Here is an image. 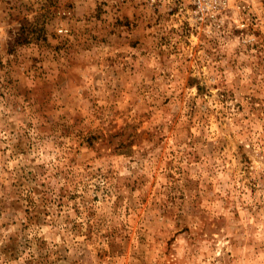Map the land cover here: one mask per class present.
I'll use <instances>...</instances> for the list:
<instances>
[{
	"label": "rangeland",
	"instance_id": "obj_1",
	"mask_svg": "<svg viewBox=\"0 0 264 264\" xmlns=\"http://www.w3.org/2000/svg\"><path fill=\"white\" fill-rule=\"evenodd\" d=\"M136 3L0 0V239L23 264H264V25L192 0L153 29Z\"/></svg>",
	"mask_w": 264,
	"mask_h": 264
},
{
	"label": "clouds",
	"instance_id": "obj_2",
	"mask_svg": "<svg viewBox=\"0 0 264 264\" xmlns=\"http://www.w3.org/2000/svg\"><path fill=\"white\" fill-rule=\"evenodd\" d=\"M125 0H109V6L113 7V11L119 10L124 5ZM130 2V0H129ZM192 0H185L181 3V0H137L136 7H139L141 13L144 15L143 24L145 26L152 25L153 29L157 28V22L161 21V17L167 18L170 13L174 10L179 9L175 12V15L171 17L172 20H183L189 15L187 10V3H191ZM55 0H31V13L30 15L35 16H49L55 14V10L52 8ZM225 7L233 9V19L235 20L238 27L247 28L253 15H256L258 20V26L264 25V8L260 6V0H225ZM52 9L51 14L49 10ZM67 11V9H65ZM122 18V17H121ZM242 22V23H241ZM131 23L135 24V16L131 18ZM162 23V22H161ZM103 21L97 19V16L87 17L84 28L88 34V40L92 43H99V41H93L92 32L98 30V27L102 26ZM171 26V25H169ZM127 31V29H122ZM254 39V36L248 37ZM197 85L192 86V93L195 94ZM0 109V113H2ZM2 231V229H0ZM14 231V229H9ZM7 235V234H5ZM24 242L11 245L5 249L6 240L0 239V264H23V258L26 255L23 251L22 244ZM13 248H19L21 252V260L15 259L16 252ZM220 253L217 252L216 255Z\"/></svg>",
	"mask_w": 264,
	"mask_h": 264
},
{
	"label": "built area",
	"instance_id": "obj_3",
	"mask_svg": "<svg viewBox=\"0 0 264 264\" xmlns=\"http://www.w3.org/2000/svg\"><path fill=\"white\" fill-rule=\"evenodd\" d=\"M60 32H64V33H66V32H67V30H64V31H63V30L61 29V30H60Z\"/></svg>",
	"mask_w": 264,
	"mask_h": 264
}]
</instances>
